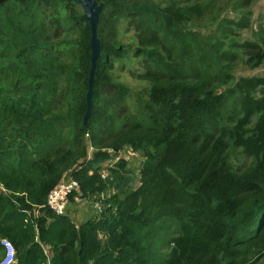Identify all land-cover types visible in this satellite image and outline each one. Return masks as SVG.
Wrapping results in <instances>:
<instances>
[{"label": "trees", "instance_id": "obj_1", "mask_svg": "<svg viewBox=\"0 0 264 264\" xmlns=\"http://www.w3.org/2000/svg\"><path fill=\"white\" fill-rule=\"evenodd\" d=\"M94 1L86 124L81 7L0 4V260L8 240L16 264H264V10L240 41L252 0ZM134 59L129 74L147 88L133 96L116 69ZM236 64L262 74L236 78ZM125 150L143 158L135 188ZM63 178L100 213L73 222L71 196L66 215L46 207Z\"/></svg>", "mask_w": 264, "mask_h": 264}, {"label": "rangeland", "instance_id": "obj_2", "mask_svg": "<svg viewBox=\"0 0 264 264\" xmlns=\"http://www.w3.org/2000/svg\"><path fill=\"white\" fill-rule=\"evenodd\" d=\"M128 2L130 0H127ZM134 2L136 1H154V2H163L166 0H132ZM183 1V0H180ZM248 10L251 11L253 18H252V24H251V30L242 31L240 33V37L238 38L240 41L251 39V32H253L258 25V17L261 13H263L264 10V0H252L251 5L248 7ZM229 17H233V14L231 12H226ZM212 15H208V19L211 18ZM125 24L120 23L118 27V41L129 50H133L136 47V40L133 36L132 31H126L125 30ZM136 60H130L128 66L124 70H120L117 66L116 69V77L118 78V81L126 86L129 91L133 94L137 93L141 89L147 88V84L135 79L129 74V70L127 68L133 69L136 68ZM262 70L256 69V70H249L242 64H236L234 75L236 78L244 76V77H252V76H261ZM128 107L131 111L135 110V104L133 100L128 99L127 101ZM123 159L126 163V170L130 171V174L125 179L124 185L128 188H135L138 186L137 181V173L140 163L142 162L143 158L140 154L134 153L130 150H125V152L122 155ZM101 210V209H100ZM100 211H97L95 202L90 201H81V202H74L72 204V208L70 210L69 217L72 218V221L75 223H78L79 221L86 220L89 218L94 217L95 215L99 214Z\"/></svg>", "mask_w": 264, "mask_h": 264}, {"label": "built area", "instance_id": "obj_3", "mask_svg": "<svg viewBox=\"0 0 264 264\" xmlns=\"http://www.w3.org/2000/svg\"><path fill=\"white\" fill-rule=\"evenodd\" d=\"M92 152V149L89 148L88 153ZM107 166V165H106ZM105 175L103 174V177ZM78 185L71 178H63L58 185L53 188L47 195L46 198V207H48L55 215L63 216L68 212V208L70 207L71 197L78 196ZM83 199L77 198L75 202H81ZM96 205L97 211H100V206ZM1 245L4 248V256L0 260V264H16L15 259V250L12 246L11 242L8 240H2Z\"/></svg>", "mask_w": 264, "mask_h": 264}, {"label": "water", "instance_id": "obj_4", "mask_svg": "<svg viewBox=\"0 0 264 264\" xmlns=\"http://www.w3.org/2000/svg\"><path fill=\"white\" fill-rule=\"evenodd\" d=\"M5 0H0L2 4ZM74 3L79 5L84 13V18L89 24L90 29V48H91V57H90V72L88 77V89L86 92V113L83 118V124H86L90 109H91V99H92V90H93V73L96 67V61L100 56V44L99 39L97 38V25L99 22V15L102 10V4H97L94 0H72Z\"/></svg>", "mask_w": 264, "mask_h": 264}, {"label": "crops", "instance_id": "obj_5", "mask_svg": "<svg viewBox=\"0 0 264 264\" xmlns=\"http://www.w3.org/2000/svg\"><path fill=\"white\" fill-rule=\"evenodd\" d=\"M71 208H72V205H71Z\"/></svg>", "mask_w": 264, "mask_h": 264}]
</instances>
